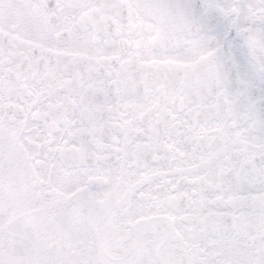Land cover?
<instances>
[{"label":"snow or ice","instance_id":"obj_1","mask_svg":"<svg viewBox=\"0 0 264 264\" xmlns=\"http://www.w3.org/2000/svg\"><path fill=\"white\" fill-rule=\"evenodd\" d=\"M0 264H264V0H0Z\"/></svg>","mask_w":264,"mask_h":264}]
</instances>
